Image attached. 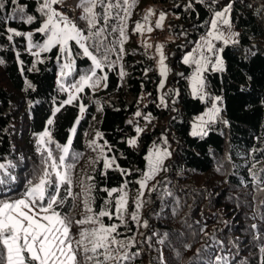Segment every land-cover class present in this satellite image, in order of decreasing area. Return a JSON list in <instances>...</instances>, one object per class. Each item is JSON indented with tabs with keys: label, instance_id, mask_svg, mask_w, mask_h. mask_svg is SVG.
Wrapping results in <instances>:
<instances>
[{
	"label": "trees",
	"instance_id": "16d2710c",
	"mask_svg": "<svg viewBox=\"0 0 264 264\" xmlns=\"http://www.w3.org/2000/svg\"><path fill=\"white\" fill-rule=\"evenodd\" d=\"M0 3L4 4L0 9V164L4 165L0 201L23 197L30 181L37 183L46 168L51 173L52 160L59 163L62 147L70 139L65 166L74 165L68 169L72 195L66 193L69 186L62 185L65 201L56 210L71 219L73 240L80 239L81 231L99 227L76 223L92 216L106 226L119 225L117 239L132 241L127 249L132 258L121 264H264L260 252L264 246V0H136L130 8L123 0H104V5L97 3L93 9L92 28L81 19L86 13L79 6L76 26L88 37L84 44L101 68H95L79 44L70 40L69 70L63 69L57 45L35 54L50 33L37 31L47 19L39 11L43 0ZM108 3L118 6L108 12L105 23ZM226 5L238 40L218 43L224 68L204 72L202 99L190 91L195 64L184 63L183 56L207 33L215 12ZM125 8L130 14L122 20ZM149 9L170 15L166 31L175 40L167 46L177 48L168 55L172 78L171 87L163 92L166 103L161 108L146 106L157 125L140 133L129 116L136 114L143 96L159 100L161 81L155 55L142 43L143 29L135 30L137 22L145 26ZM28 16L34 17L31 23ZM100 29V36L90 35ZM92 71L96 72L92 81L106 79L94 88L86 85L72 103H65L72 83ZM215 100L221 106L216 120L208 123L206 133L193 135L192 122ZM45 131L50 137L41 144L40 134ZM132 137L135 143H130ZM151 149L169 155L141 189L137 182L147 172ZM106 160L110 167H105ZM89 185L93 187L86 193ZM113 188L127 193L123 224L115 212V199L121 193L109 196L106 191ZM86 198L92 212L85 209ZM137 200L142 204L139 222L131 219ZM101 210L109 211L112 218L98 217ZM78 259L93 264L85 261L83 252Z\"/></svg>",
	"mask_w": 264,
	"mask_h": 264
},
{
	"label": "snow or ice",
	"instance_id": "6c2138e0",
	"mask_svg": "<svg viewBox=\"0 0 264 264\" xmlns=\"http://www.w3.org/2000/svg\"><path fill=\"white\" fill-rule=\"evenodd\" d=\"M62 0H43L40 5L39 11L46 15L47 19L44 21L43 26L38 28L37 31L41 33H49L47 40L41 47V51H49L52 47L60 45V51L62 53L67 52L71 55L70 50L67 49L68 41L74 40L79 44L80 48L83 49L85 56L92 59L95 68H101V62L89 51V48L81 43V40L88 39V37H83L81 31L77 28L76 24L70 20L67 16L56 11L52 5L61 3ZM124 4L128 5V8L135 5L136 0H123ZM15 4L16 0H12ZM97 3L104 5V0H81L80 7L86 13L81 19L88 21L89 28L95 26L96 13L93 9L97 6ZM118 5H113L108 3L104 6L103 20L107 23L109 16L108 12ZM4 8V4L0 3V9ZM128 8L124 9L125 15L122 20H126L128 15ZM15 11V10H14ZM19 11L23 12V8ZM230 11V5L224 8L223 11L215 12V18L211 21V28L213 31L208 33L209 37L216 40H223L225 44L228 40L224 38L222 32L217 31L218 22H222L224 25H230V21L226 18L227 13ZM152 14V10L149 9L144 17L147 21L149 16ZM58 18V19H57ZM33 16L27 17V22L31 23L33 21ZM164 20V13L160 14V18L156 23V28L162 27V22ZM62 25V26H61ZM143 25L139 22L136 24V31H141ZM8 31L14 33L17 36L23 35L21 32L15 29L9 28ZM112 31H116L115 28ZM147 31L151 32L152 28L148 27ZM103 29L90 35L100 36ZM121 40V49L123 52V39L126 38L125 29L122 25L119 29ZM29 40H31V34H27ZM12 37L9 36V39ZM204 45L207 47L208 52L213 51V44L210 39L204 40ZM158 50L162 48V45L157 46ZM38 55V53H35ZM107 59V56L104 57ZM163 54L161 53V74L164 75L166 69L163 65ZM207 62V57L201 53L200 58L193 60L192 55L184 57V63H195L197 65L196 73L192 77V90L195 94L198 89V85L202 86L203 81L200 73L204 70L205 64ZM220 64L219 59L217 60V66ZM65 67H70V65H65ZM63 74V73H62ZM123 76L124 73L122 72ZM96 76V72L92 71L91 76L84 75L79 78L77 83L71 85L76 92L83 91L84 87H96L100 83V79H106L102 77L96 81H92V77ZM92 81L91 83H89ZM106 86V85H105ZM161 87H163V81H161ZM203 98V97H201ZM76 99V96L70 94L65 103H72ZM59 111V108L56 109ZM80 111H84L83 105L80 106ZM213 106L212 110H209L205 115L209 117V120L214 118L215 112H218ZM139 115V113H137ZM201 122H204V117L198 118ZM53 121L49 119L48 124L51 125ZM194 131L193 135L198 133ZM141 129H137V132ZM50 137V133L45 131L40 134L39 142L44 143V138ZM130 143H135V141H130ZM71 144L69 139L68 145ZM65 145L62 147L63 155L59 157V163L56 160H52L50 165L52 172L50 173L47 168L43 171V174L38 177L37 183L29 182V187L24 193L23 197L11 201H0V264H81L78 259V254L83 252L85 254V261H93V264H121V261L129 260L132 257L129 256L127 249L132 246V241H125L117 239L118 233L117 229L119 225L111 224L106 226L98 218L92 216L85 219L76 221L77 224L83 225L86 223H98L99 227L92 228L91 230H83L80 232V239L73 240L71 237V219L67 215H62L61 212L57 211V207L62 206L65 201V197L60 195V187L67 184L69 187L66 189L67 195H72L71 184L72 180L68 173V169H71L74 165L67 164L65 166V159L69 154V146ZM60 148V145H57ZM169 155L167 152L155 154V159H153V154L149 153L146 157L148 160L149 171L143 174V179L137 183L140 188L146 187V182L153 178V175L160 169L163 158ZM48 158H52V152H48ZM114 162V161H113ZM111 163L107 160L105 161V167H110ZM64 171H60L61 168ZM4 168V165L0 164V169ZM54 174L55 179H52ZM255 176V174H253ZM93 186L89 185L88 188L84 189L86 193H90ZM126 187V184H125ZM50 189V190H49ZM264 190V189H262ZM108 191V195L112 196L113 193L119 191L121 194L115 199V212L116 218L120 220L121 224L124 223V213L127 208V193L124 192L123 188L116 189L113 188ZM142 195V192L140 193ZM85 209L88 212H92L93 209L90 207L89 200L85 199ZM108 202L106 201V204ZM142 204L137 200L136 202V212L131 214V219L133 221L139 222L138 210ZM109 217L112 218V214L109 211L101 210L98 213V217ZM144 226L147 227V222L145 221ZM255 227V225L253 226ZM134 239V238H133ZM75 244V247L73 246ZM260 252L264 254V246L260 248ZM91 253V255H88ZM138 255V253H133L132 256ZM102 257V259H101Z\"/></svg>",
	"mask_w": 264,
	"mask_h": 264
},
{
	"label": "rangeland",
	"instance_id": "374dc122",
	"mask_svg": "<svg viewBox=\"0 0 264 264\" xmlns=\"http://www.w3.org/2000/svg\"><path fill=\"white\" fill-rule=\"evenodd\" d=\"M226 7H228V6L226 5L224 8H226ZM224 8L221 9L220 11H223ZM154 13H155L154 15H150L149 16L148 20L145 23V26L143 28V35H142L141 40H142V43L148 49L153 51V53L155 55L156 66H157L160 74H161V64H160L161 53L163 54V58H164L163 59V65H164V67L166 69V72H165L164 75L161 74V81H163V87H161V81H160V83H159V98L161 99L160 100L161 103L164 105L166 103V100H165V97L163 96V92H164V90L169 89L171 87V83L170 82H171V78H172L171 77V73H170V65H169V61H168V58H169L168 55H169L170 51H175L177 47L175 46L173 48V50H171L170 47L167 46V43L172 42V41L175 40L174 36H172V34H170L169 32L166 31V27H167L170 15L164 10L163 11L159 10V12H154ZM161 13H164V20L162 22V27L161 28H156L155 25H156L157 21L159 20ZM214 18H215V16L213 17V19ZM226 18L230 21V25H224L222 22H218L217 31L222 32L224 34V38L228 40V43H233V42L238 40V35H237L236 29H235V25H234V23L232 21V18H231V15H230V11L227 13ZM148 27L152 28L151 32L147 31ZM210 31H213L212 28H211V23H210V26H209V29H208L207 33L205 35L200 36L197 39V42H196V45L194 46V48L189 53H186L183 56V59H184L185 56H188V55L191 54L193 60H196V59H199L201 53H203V55L205 57H207V62L205 64L204 70L200 73L202 81H203V84H202V86H200V85L197 86L199 91H197L195 94L193 93V90H192V83H193L192 77L196 73V68H197V65L195 63H194L195 64V69H194L193 73L189 76V85H190V91H191L192 95L193 96H199L200 98L203 97L202 99L205 98V93H204V72L209 70V69H211V70H220V69L224 68V62H223V59L221 57L222 47H221L220 44H218L219 42L224 43V41L223 40H216V39H213L212 37H209L208 33ZM49 35H50V33H49ZM205 39H210L212 41V44H213V51L212 52H208L207 51V47L203 43ZM44 42L40 46H42L44 44ZM68 43H69V41H68ZM81 43H84L83 39L81 40ZM159 45H162V48L160 50H158V47H157ZM40 46L38 47V49L36 51L39 55L42 54V53L48 52V51H41V47ZM57 46L60 49V45H57ZM67 49L70 50L68 44H67ZM61 54H62V58H63V69L64 70H69L70 68L69 67H65V65H70V60H69L70 55H68L67 52H65V53L61 52ZM218 59L220 61V64L217 66V60ZM72 84H74V83H72ZM72 89H73V91L70 89L71 92H69L68 94L69 95L72 94V95L76 96L77 95L76 90L74 88H72ZM147 97L148 96H143L142 101H146ZM213 106H215L216 109H219V111L215 112L214 118L209 120V117L207 115H205V114L207 112H209V110H212ZM220 109H221L220 104L217 102V100H215L214 103L211 106L207 107L206 110L202 114H200L199 116H197L194 119V121L192 122L191 132L193 133L194 125H195L196 126L195 127V131L198 133L197 135H201V134L206 133L208 123L210 121L216 120V118H217V116H218V114L220 112ZM199 117H204V122H201L198 119ZM135 139H136V137H132L129 140L130 141H135ZM22 146L25 147L23 144H22ZM157 152L164 153L166 151L165 150L151 149L150 153L153 154V159H155V154ZM62 155H63V153H62ZM164 158H166V156ZM60 171H64V168L62 167V170H60ZM148 171H149V166H147V172ZM155 176H156V173L153 175L152 179H154ZM152 179H149V180H152ZM20 198H22V197H19L18 199H20ZM13 200H16V199H13Z\"/></svg>",
	"mask_w": 264,
	"mask_h": 264
},
{
	"label": "built area",
	"instance_id": "2783aa9c",
	"mask_svg": "<svg viewBox=\"0 0 264 264\" xmlns=\"http://www.w3.org/2000/svg\"><path fill=\"white\" fill-rule=\"evenodd\" d=\"M80 1L81 0H64L61 3L53 5V8L74 22L81 15V12L78 9ZM151 105L162 106L157 102L154 96L149 95L146 101H141L138 112L139 115L136 114L129 116L130 123L136 129H141V132L143 133L152 131L157 125L155 116L151 112L146 111V106L148 107Z\"/></svg>",
	"mask_w": 264,
	"mask_h": 264
},
{
	"label": "bare ground",
	"instance_id": "6f19581e",
	"mask_svg": "<svg viewBox=\"0 0 264 264\" xmlns=\"http://www.w3.org/2000/svg\"><path fill=\"white\" fill-rule=\"evenodd\" d=\"M122 175V174H121Z\"/></svg>",
	"mask_w": 264,
	"mask_h": 264
}]
</instances>
